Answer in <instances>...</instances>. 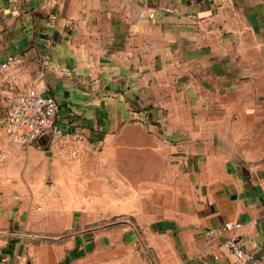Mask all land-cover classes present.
<instances>
[{
    "label": "crops",
    "instance_id": "crops-1",
    "mask_svg": "<svg viewBox=\"0 0 264 264\" xmlns=\"http://www.w3.org/2000/svg\"><path fill=\"white\" fill-rule=\"evenodd\" d=\"M18 90L78 155L11 139ZM0 177V264H235L227 236L264 260V0H0Z\"/></svg>",
    "mask_w": 264,
    "mask_h": 264
},
{
    "label": "built area",
    "instance_id": "built-area-1",
    "mask_svg": "<svg viewBox=\"0 0 264 264\" xmlns=\"http://www.w3.org/2000/svg\"><path fill=\"white\" fill-rule=\"evenodd\" d=\"M165 12L173 13L175 9L168 7ZM188 17L197 20L195 14ZM17 59L15 54L7 55L1 64L2 70L7 72ZM5 81L11 86L15 84L9 75L5 77ZM5 129L15 143L27 145L46 138L49 145L56 143L61 152L71 156L78 155L86 142V135L74 129L70 120L62 115L60 102L54 95L33 91L16 92L5 119ZM1 157L5 158V155ZM239 226L240 223L226 222L209 232L212 235H225L230 229ZM224 245L235 264H264V260L248 252L237 237L227 236Z\"/></svg>",
    "mask_w": 264,
    "mask_h": 264
},
{
    "label": "rangeland",
    "instance_id": "rangeland-1",
    "mask_svg": "<svg viewBox=\"0 0 264 264\" xmlns=\"http://www.w3.org/2000/svg\"><path fill=\"white\" fill-rule=\"evenodd\" d=\"M144 245L141 244L140 246V250L138 251H135V252H139V254L141 255V258L143 259L145 257V253H144ZM132 253L133 251H129L128 253L126 252V250L123 252V256H129V257H133L132 256ZM118 254H121V250L119 251H116V250H110V249H105V248H102V249H98L96 250V254L92 255V259H93V263H88V264H112L110 261L111 259H114L116 258L117 256H121V255H118ZM138 254H136L137 256ZM135 256V257H136Z\"/></svg>",
    "mask_w": 264,
    "mask_h": 264
},
{
    "label": "water",
    "instance_id": "water-1",
    "mask_svg": "<svg viewBox=\"0 0 264 264\" xmlns=\"http://www.w3.org/2000/svg\"><path fill=\"white\" fill-rule=\"evenodd\" d=\"M70 263V259H66L63 262L59 263V264H69Z\"/></svg>",
    "mask_w": 264,
    "mask_h": 264
}]
</instances>
